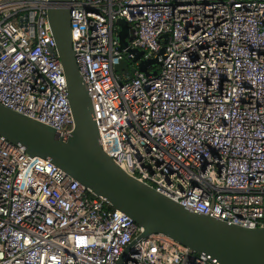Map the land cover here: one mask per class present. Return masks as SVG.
I'll use <instances>...</instances> for the list:
<instances>
[{"label":"built area","instance_id":"built-area-1","mask_svg":"<svg viewBox=\"0 0 264 264\" xmlns=\"http://www.w3.org/2000/svg\"><path fill=\"white\" fill-rule=\"evenodd\" d=\"M49 0H0V103L74 129ZM73 48L104 151L191 212L264 226V0H73ZM130 26L121 48L119 21ZM150 67L123 82L115 66ZM164 50V53H161ZM0 135V264H217ZM133 244V245H132Z\"/></svg>","mask_w":264,"mask_h":264},{"label":"water","instance_id":"water-1","mask_svg":"<svg viewBox=\"0 0 264 264\" xmlns=\"http://www.w3.org/2000/svg\"><path fill=\"white\" fill-rule=\"evenodd\" d=\"M49 2L47 16L67 81L74 129L65 135L0 103V135L22 148L30 158L51 162L80 182L91 195L129 217L143 229L133 244L162 234L186 247L190 253L206 255L217 264H264V226H238L191 212L130 176L104 151L97 133L93 102L73 48L70 8L73 0ZM119 25L121 48H128L130 26L123 20ZM129 52L139 64L131 69L122 60L115 66L123 82L129 79L124 72L130 78L136 71L156 75V72H149V68L161 66L158 60L143 59L144 53L138 49H129Z\"/></svg>","mask_w":264,"mask_h":264}]
</instances>
